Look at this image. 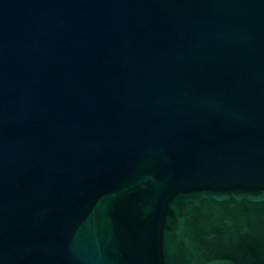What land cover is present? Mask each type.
<instances>
[{
  "label": "water",
  "instance_id": "95a60500",
  "mask_svg": "<svg viewBox=\"0 0 264 264\" xmlns=\"http://www.w3.org/2000/svg\"><path fill=\"white\" fill-rule=\"evenodd\" d=\"M0 264H264V0H0Z\"/></svg>",
  "mask_w": 264,
  "mask_h": 264
}]
</instances>
